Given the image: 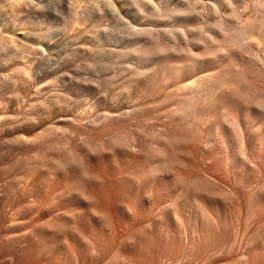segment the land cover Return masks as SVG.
Returning a JSON list of instances; mask_svg holds the SVG:
<instances>
[{
	"label": "bare ground",
	"instance_id": "obj_1",
	"mask_svg": "<svg viewBox=\"0 0 264 264\" xmlns=\"http://www.w3.org/2000/svg\"><path fill=\"white\" fill-rule=\"evenodd\" d=\"M29 1L31 0H22L17 12H20L22 8L24 9V5ZM102 1L107 3L105 0ZM117 1H114L115 4L118 3ZM248 1L256 3L255 5L253 4V14H248V12L244 13L248 6ZM201 2L202 0H177L174 6L171 0H122L119 2L127 4L128 9L132 10L130 12L136 23H128V34L122 37L123 40L120 38L124 43L121 45L119 43L113 44L115 47H112L110 51L119 58L126 59V62L121 64V69L123 71H129V74L125 72L127 75H123V84L121 81L120 83L118 80L115 81L122 85L118 88L112 87L113 90L109 94L110 98L105 99L102 108L97 107V104L94 103L96 107L93 108H99L100 110L97 109L98 111L96 112L94 109L93 111L95 113L91 111L93 112L91 115H87L90 111L87 112V110H84L87 116L77 117L76 115L79 109L76 110V114L73 110L68 111L65 107L66 101L65 103L63 102L65 105L61 100L58 101V99L49 100L50 103L47 104L44 102L45 105H43L47 110L45 118L55 120V124H47L48 126L43 135H48L52 131L55 132L58 130H62L65 134H70L68 132H71V135L74 132L80 134L81 137L83 136L80 139L82 142L84 141L83 144L85 147L81 150V146H76V149L67 146L71 148H68L69 150L65 148L67 151L64 152L65 149L61 151L59 141L53 143L54 146L58 145L61 153L58 151L59 153L56 157L50 156V158L46 156L47 153L41 155L46 154L44 156L45 158L43 157L46 164L40 163L43 165L41 166L43 173L40 179V186L41 192L50 197L55 193L57 194L58 188H60L59 186L64 184L66 196L61 199H66L69 195L73 196L76 199V205L80 209L81 207L83 209L90 208L88 210H91V213L99 218L98 222L104 223L105 225L113 222L116 218L121 220L127 211H125V207H128L127 209H133L137 204L144 207V200H152L150 205H148L147 211L144 210L147 214L161 210L157 214L158 218L156 221V227L160 229V239L165 243L177 239L187 242L192 240L195 242L193 245L198 246L200 251L206 255L214 247H218L223 243L226 239L227 230L233 225V221L228 213L231 211L230 203H234L232 201H235L233 200L234 192L241 200H243L244 196L242 198L240 192L235 191V189H231V193L233 194H229L227 187L222 188L218 186L220 181H217L218 183L214 182L212 179L214 178L212 177L213 175H210V166L205 163V160L209 158V156L206 158L205 150L190 149L187 143L190 140L191 142L199 140L205 124L211 121L212 132H210V144L214 148L212 152L216 153L219 150L231 146L235 151L233 158H228L229 161H232V163L229 162L232 166L247 167L252 165V169H255V172L253 171L254 178H259L261 173H263L264 166L258 167L256 162L264 155V92H262L252 78L248 77L246 67L251 61H255L253 60L254 58H257L254 47L261 43L257 37H254V32L259 30L258 33L264 35V0H205V2L203 1L204 3ZM222 6H225L227 9L224 13L220 11ZM241 7L243 8L242 10L240 9ZM3 9L4 6L0 3V17L4 16ZM111 9L113 10V8ZM12 11H14L13 8ZM106 11H108V8L105 9ZM147 15H150V17L146 18L145 16ZM13 16V22H16L18 20L16 17L17 14L15 13ZM123 25L125 24L123 23ZM113 29L115 30V28ZM110 30L111 27L102 31L105 35H109L107 38H110L112 35H110ZM229 30L236 32L235 38L237 37L236 40L238 43V45L235 44L237 46H234V49L231 51H228L223 44L227 34H229ZM103 33L99 32L98 34ZM98 34L96 35L97 37L100 36ZM1 37L2 43H5L3 45H9L16 38V35L14 36V33L6 31L3 32ZM22 43H25L27 46L29 45L27 42ZM25 48L27 47L25 46ZM105 48L107 49L108 47ZM22 49L24 50L23 47ZM6 50L8 49H4L2 53L6 52L7 54ZM12 54H14L13 56L17 55L14 52ZM96 54L97 52L93 53V56H96ZM99 56L101 55L99 54L96 57L99 58ZM96 59L94 60L96 61ZM129 59H135L140 62L139 65H142L137 66L136 64L134 66L132 63H128ZM91 62L95 63L92 60ZM100 64L102 65L103 62ZM217 65L224 66V70L219 73L204 76L205 80L213 83V89H210L211 91L207 94H202L201 96V94L196 92L198 86H193L192 84L185 89L181 87V89H178L172 94L167 91L168 86L173 80L185 75L187 76L192 70L204 71V69ZM235 66L238 69L233 68ZM3 68L5 70V67ZM6 71L8 72L7 69ZM18 72L23 73L24 71L19 70ZM22 76H19V80L18 76L15 77L11 73L7 75L0 72V86H3L8 81L18 82L19 80V87L25 90L27 88L26 84L30 81L27 83L26 79H24L25 77L22 78ZM107 78L109 79V77ZM104 81L106 82V80ZM2 82L4 83L2 84ZM106 84L107 82L104 85L106 86ZM106 87L105 89L108 92V88L110 87ZM133 92L135 95H133ZM14 96L18 98L19 94L15 92ZM140 98L147 99L150 102L148 107L153 108L151 113L154 112V115L157 112L156 115L163 114V116L168 115L171 118L177 119L176 123H174V129L171 132L168 130L170 133L165 134L164 132H159L156 135L154 139L156 140L154 141L156 146H154V149L150 153L143 152L140 148L142 146L136 147L137 142L135 141L136 143H134L133 138L130 139L129 136L131 134V124L139 122L141 119V117L139 118L136 115L138 110L135 106ZM76 106L79 107V105ZM148 107H144V109ZM4 109L5 107H3ZM218 110H222L223 112L217 118L212 119V114ZM82 111L79 110V112ZM2 114H4L5 119V125H3L8 132L18 133L25 124L26 126H32V124L35 125L38 123V121L29 120L15 124L7 123L6 120L10 119L13 113L4 112L1 109L0 120L3 119ZM148 115H143L142 119ZM191 117L197 118V124L194 123L195 126L193 127H190L186 122V119H192ZM187 129L188 131L190 129L197 130L200 132V135L198 138L193 136L189 138V135L185 133ZM68 136L65 135L67 139L69 138ZM131 136L133 135L131 134ZM22 137H19V139ZM64 139L65 141L67 140L66 138ZM69 141L68 144L70 145ZM74 144H76V141H74ZM62 147L64 148V145ZM79 148L81 149L77 150ZM53 152H51L52 155H55ZM116 152H122L123 157L113 158ZM130 152L132 153L129 156L131 165L136 164L135 162L144 158V160H141V165L139 164L140 166H138L139 168L137 167L138 170L133 169V173L126 166V160ZM225 152L223 153L226 155ZM242 159H245V161ZM193 167H199L201 172H206L211 178L204 176V174H201L202 176L200 174L194 176L192 174L194 171L191 172ZM195 170L199 173L197 168ZM244 170L246 171V168ZM249 175L251 174L247 176ZM234 176L237 178V181L246 182V184L248 183L250 185L251 180L250 178H244L243 170L237 171V173H234ZM132 178H134L133 181L131 180ZM51 181H56L59 185L53 187ZM148 183L151 187L155 183L162 185L160 186L161 188L158 194H156L157 196L153 193L152 188L148 186L147 188H142L143 184ZM177 191H179L180 197L175 196V192ZM252 192H250L253 194L252 198L244 199L239 206L241 205L242 208V203L244 204L245 200H247L245 205L248 206L249 214L246 221L252 220L253 225L256 223L261 226V230H258V240L253 246L255 249H259L264 244V179L258 183ZM58 199L55 198L51 204ZM169 200L172 202L171 205L167 203ZM122 201H126V204L123 205ZM243 209L246 210V207H243ZM55 211L52 208L49 211H43L42 219L47 213ZM57 216L52 221L48 219L49 222L41 221V225L33 231L34 240L27 238L25 242L28 244L33 243V245L35 243L41 246L42 249L44 248L43 250L48 253H56L54 255L61 259L68 253L76 254L79 263L85 262L88 255L92 257L93 255L89 250L83 251L86 242L85 238H87V242L95 244H100V240L98 237L95 238L94 235L92 237L90 236L91 238H88L89 236L86 237L89 231L86 236L84 235L86 229H88V220L83 218L81 222H78L77 215L75 213L70 214V212L69 214L65 212ZM252 224L250 225L252 226ZM171 231L177 232L178 235L172 236L169 233ZM13 236H15V242H20L23 241L21 239H24L19 234ZM132 237L131 240L133 239V242L130 245L125 244L124 247L122 246V249L113 254L114 256L112 255L113 260L117 264L124 262L127 264H146L147 262L153 264L167 263V261H165L166 263L164 262L160 253L155 254L150 248L149 240L153 239L154 235L142 232ZM71 244H75V246ZM94 257L96 256L94 255Z\"/></svg>",
	"mask_w": 264,
	"mask_h": 264
},
{
	"label": "rangeland",
	"instance_id": "obj_2",
	"mask_svg": "<svg viewBox=\"0 0 264 264\" xmlns=\"http://www.w3.org/2000/svg\"><path fill=\"white\" fill-rule=\"evenodd\" d=\"M105 1H107V3L102 0H31L24 5V9L21 7L23 11L21 10L20 12H17L18 6L22 3V0H0L1 5L4 6V16L0 17V19L2 18V20H0V68L2 69H0V72H3L7 75L11 73V75L15 77H21V75H23L22 78L25 77L24 79H26L27 83L30 81L28 84H26L28 89L26 88L25 90L24 88L19 87L20 77L18 82H2V84L4 83V87L2 85V87L0 86V110L2 109L4 112L13 113V116L11 115V118L9 117L10 119L6 120L7 123H22L26 120L35 122L38 121V123H36L37 125L32 124V126H26L25 124L21 131L18 133H12L8 132L4 127V114H2L3 119L0 120V264H117L113 260V254L122 249L125 244L130 245L131 242H133V239L131 240V238H133L132 236L139 235L142 232L154 235V238L149 240L150 248L155 254L160 253V256L164 259V262L167 261V263L165 262L166 264H264V244H262L259 249H255V247H253L258 240V233L261 230V226L256 223L253 225L252 220L246 221L249 214V209L247 208L248 206L245 205L247 200H245L244 204L242 203V208L241 205L239 206L241 201L243 202L244 199H248L250 197L252 198V191L255 189L258 183L264 179V171L261 173L259 178H254L255 169H252V165L247 167L232 166V164H230L232 161H229L228 158L232 159L235 155V151L231 146L224 148L225 150L222 149L216 153H213L212 151L214 148H212V145L210 144V132H212L211 121L205 124L201 135L199 131L194 129H190L189 131L188 129L185 130V133L189 135V138L191 136L198 138L200 135L199 140L194 142L188 140L189 142L187 145L190 147V149L196 148L198 150H205L204 152L207 155L206 158L209 156V158L205 160V163L210 166L211 174H209L213 175L212 177L215 178H212L214 182L218 183L220 181L218 186H221L222 188L227 187L229 194H233L231 193V189H235V191H239L241 197L244 196V198L242 197L243 200H241V198L239 199V196H237V194L234 192L233 200L235 201H232L234 203H230L231 211L228 213L233 221V225L227 230L226 239L223 241V243L218 247H214V249H212L206 255L200 251L198 246L193 245L195 242L192 240L187 242L185 240L181 241L177 239L165 243L162 239H160V229L156 227V221L158 218L157 214H159L161 210L154 211L153 213L151 212V214H147L146 212L148 205H150L152 200H144V207L140 204H137V206L133 209H127L128 207H125V211H127L121 220L116 218L113 222H109L107 225H105L104 223L98 222L99 218L94 216L91 213V210H88L90 208L83 209V207H81L80 209L79 206L76 205V199L73 196L69 195L66 199H61L66 196V188L63 186L64 184L59 186L60 188H58V195L55 193L49 197L47 194L41 192L40 179L43 173V169L41 167L43 165L41 164H46L44 161V156L46 154L43 156L41 155L43 153H47L46 156L49 158L50 156L56 157L61 149V151H63L65 148L70 149L72 147L76 149V146H81L82 149L79 148L77 150H83L85 147L83 144L84 141L82 142L80 139L83 138V136L81 137L80 134L74 132H72L73 134L71 135V132H68L70 134H65L62 132V130H58L55 132L52 131L51 134L49 133L48 135H43L45 133V129L48 126L47 124H55V120H48L45 118L47 110L44 107V102L47 104L50 103L49 100L52 101L54 99H58V101L61 100L62 103H65L66 101V105L64 103L63 104L68 111L73 110L76 114V110H83L82 112H79L78 110V114L76 115L77 117L91 115L95 109L93 107H96L94 103L97 104V107L102 108L105 99L110 98L109 94L111 90L116 87H121L123 84L122 79L125 75L129 74V71L127 72L121 69V64L125 63L126 59L121 57L123 59L122 60L116 54L112 53L110 49L115 47L113 44L119 43V45H121L124 43L121 41V39L123 40L122 37L128 34V23L136 22L135 19H133V16L131 15L132 13L130 12L131 9H128L127 4L119 3L122 0H118L117 4H115V0ZM203 1L205 2V0H202L201 3H204ZM171 2L174 6L177 3V0H171ZM107 4L108 6H106ZM253 4L255 5L256 3L253 1H248V8L246 7L244 13L248 12V14H253ZM103 6H105V8H103ZM224 7L225 6L221 7V13H224L227 10L226 7ZM12 8L14 11H12ZM107 8L108 11L105 12V9ZM111 8H113V10ZM240 9L242 10L243 8L241 7ZM15 13L17 14L16 17L18 20L13 22V15ZM145 17L149 18L150 15ZM116 20L117 22H115ZM123 23L125 25H123ZM99 24L101 28H99ZM104 26H106V29L111 27L110 35H112L110 38L113 37L112 39L107 38L109 35L107 36L102 32L106 30ZM112 27L115 28V30ZM6 31L14 33V36L16 35V40L13 39L9 45L6 44L7 46L3 45L5 43H2L3 41L1 37L3 32ZM112 31H114V33H112ZM229 31V34H227L226 40L223 44L228 51H231L234 49V46L236 47L238 45V43L236 40L237 37L235 38L236 32L232 30ZM97 32L103 33L104 38L103 34H98ZM258 32L259 30L254 32V37H257L261 41V43L258 44L259 47H254V52L257 53V58L253 59L255 61H251V65L248 64V68L246 67V70L248 77L252 78L257 83L262 92H264V35H260ZM96 33L101 37H97ZM22 42H27L29 47ZM107 43L108 45H106ZM25 46L27 48H25ZM22 47L25 51L22 49ZM105 47L108 48L106 49ZM4 49H8L6 50L7 54L9 53L8 55L6 52L2 53ZM18 49L20 51L19 53ZM13 52L15 55L17 53L20 55L17 54L16 56H13ZM96 52V56L99 54L101 55L99 56V58L101 57L100 59L95 55L93 56V53ZM95 58H97L96 61L94 60ZM98 59L99 61H97ZM91 60L95 63H92ZM113 60H116V62ZM99 62H103L104 65H101ZM116 63L119 67L116 65ZM128 63H132L134 66H136V64L137 66L142 65H139L140 62L135 59H129ZM3 67H5V70ZM212 67L207 68L208 70L204 69V71H197L195 69L192 70L187 76L185 75L181 78L173 80L168 86L167 91L172 94L178 89H181V87L182 89H185L187 86L192 84L193 86H198L197 88L199 91H196L198 94H201V96L202 94H207L211 91L210 89H213V83L211 81L205 80L204 76L213 73H219L224 70V66L222 65ZM233 68L238 69L237 66ZM19 70L24 72H21L22 74L19 72L17 73ZM107 77H109L110 81H108L109 79ZM102 78L106 80V86L110 88L104 85L106 82ZM117 80L119 83L121 81L122 84H119L118 82L117 84L115 82ZM109 84L111 85L109 86ZM103 85L109 89L108 92ZM14 91L19 94L18 98H15ZM133 95H135L134 92ZM149 103L150 102L147 99L144 100V98H140L137 101V104L135 105L138 110L136 115L139 118L141 117V119L139 122H134L131 124L130 133L133 136L129 134L130 139L133 138L132 140H134V143H139L138 145L136 143V147H144L143 149L142 147L140 148L146 153H150L154 149V146H156L154 142L156 141L154 140L156 135L159 132H164L165 134L170 133L171 130L174 129V123L177 121L176 118H171L168 115H156L157 112L154 115V112L151 113L153 108L148 107ZM76 105H79V107L81 106L82 109ZM3 107H5L4 110ZM144 107L148 108L144 109ZM99 108L95 109L96 112L100 110ZM84 110L90 112L87 114ZM222 112V110L215 111L212 114V119L220 116ZM85 113L87 115H85ZM19 114L20 116H18ZM145 114H149V117L146 116V118L142 119L143 115ZM189 118L186 119V122L190 125V127L195 126V124H197V118ZM65 135H69L68 137L70 139H68L70 141L67 139V137H65ZM19 137L22 138L19 139ZM73 137H75V139H73ZM64 138L67 140L65 141ZM57 141H59L61 149L58 147V145H53V143ZM68 141L70 142V145L68 144ZM74 141H76V144H74ZM63 145L64 148L62 147ZM65 151L67 150L65 149L64 152ZM224 151H226L225 153L227 156L223 153ZM51 152H53L55 155H52ZM131 154V152L128 153L126 166L127 169L133 173L134 170H138V166L141 165V160H144V158L139 159V161H137L138 163L135 162L136 164L131 165L129 158ZM119 156L123 157L122 152H116L113 158L116 157L115 159H117ZM41 158L43 159V163ZM223 158L225 162L223 161ZM243 161H245V159ZM256 163L258 167L264 166V155H262V157L257 160ZM195 168H197V171L199 170V173L196 172ZM195 168L193 167L194 170L192 169L191 171H194V173H192L194 176L204 174V176H209L211 178V176L206 172L202 171V173L199 167ZM245 168L246 171L244 170ZM130 169L134 170L131 171ZM240 169L243 170L245 179L250 178V185L248 183L246 184V182L243 183L237 181L234 173L241 171ZM248 174L251 175L247 176ZM133 179L134 178L131 180L133 181ZM51 184L53 187L59 185V183L56 181H51ZM147 186L152 188L153 193L156 195L158 194L161 188L160 186L162 185H160V183H155L151 187V185L148 183L143 184L142 188H147ZM175 193V196L180 197L179 191ZM247 193H250L251 195ZM245 194L250 196L247 197ZM55 198L60 199L51 204ZM167 203L170 205L172 204L171 200H169ZM122 204H126V201H122ZM243 207H246V210L243 209ZM50 208L56 211L47 213L42 219V212L49 211ZM65 212H67V214H69V212L70 214L75 213L77 215L76 218L78 222H81L83 218H86L88 220L86 221L89 225L87 226L88 229H86L84 235L86 236L87 232L89 231L86 237L89 236L88 238H91L94 235L95 238L98 237L100 240V244H95L87 242V238H85L86 242L84 244L85 248L83 251L89 250L93 255L92 257L91 255H88L85 262L79 263L77 261L78 258L76 257V254L73 255L71 253L65 254V256L63 255L64 257L62 259L57 258V256L54 255L56 253H48L47 251L43 250L44 248L42 249L41 246L36 245L35 243L33 245V243L28 244L25 242L27 238L34 240L33 231L35 228L41 225L43 221H48V219H50L49 221H52V219L56 218V215L59 216ZM89 215L90 217H88ZM250 224H252V226ZM169 233L172 236L178 235V233L175 231H171ZM18 234L23 236L24 239H21L23 241L20 242L17 241L19 242L17 244V242H15V236L13 235ZM71 245L75 246V244ZM94 255L96 257H94ZM124 263L127 264L126 262ZM146 264L153 263L147 262Z\"/></svg>",
	"mask_w": 264,
	"mask_h": 264
}]
</instances>
